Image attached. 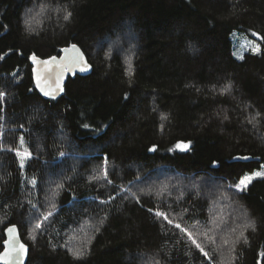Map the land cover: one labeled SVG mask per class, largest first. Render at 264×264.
<instances>
[{
    "label": "trees",
    "instance_id": "trees-1",
    "mask_svg": "<svg viewBox=\"0 0 264 264\" xmlns=\"http://www.w3.org/2000/svg\"><path fill=\"white\" fill-rule=\"evenodd\" d=\"M72 45L92 73L43 97L31 56ZM263 165L264 0H0V253L264 264Z\"/></svg>",
    "mask_w": 264,
    "mask_h": 264
},
{
    "label": "water",
    "instance_id": "water-1",
    "mask_svg": "<svg viewBox=\"0 0 264 264\" xmlns=\"http://www.w3.org/2000/svg\"><path fill=\"white\" fill-rule=\"evenodd\" d=\"M31 60L36 87L47 99L61 97L70 77L86 76L93 71L92 63L78 45L65 47L60 55L50 58L33 54ZM242 159L252 161L260 158L248 156ZM5 235L4 249L0 253V264H27L30 246L23 241L19 227L17 225L8 226Z\"/></svg>",
    "mask_w": 264,
    "mask_h": 264
},
{
    "label": "rangeland",
    "instance_id": "rangeland-1",
    "mask_svg": "<svg viewBox=\"0 0 264 264\" xmlns=\"http://www.w3.org/2000/svg\"><path fill=\"white\" fill-rule=\"evenodd\" d=\"M232 40H233L234 54L239 59H242L245 56V54L249 51H256L260 45L259 41L252 39L249 35H247L246 33L240 30H235L233 32ZM179 147L183 148L182 145H179ZM255 173H264V165L261 168L255 169L254 171L248 173L245 176V177L247 176L254 177L251 180V182L247 183V186L245 188H247L252 183V181H254V179L263 177V176H255ZM241 187L244 186L241 185Z\"/></svg>",
    "mask_w": 264,
    "mask_h": 264
},
{
    "label": "snow or ice",
    "instance_id": "snow-or-ice-1",
    "mask_svg": "<svg viewBox=\"0 0 264 264\" xmlns=\"http://www.w3.org/2000/svg\"><path fill=\"white\" fill-rule=\"evenodd\" d=\"M71 15V13H68V15L65 16V19H68L69 16ZM258 50V49H257ZM231 85H228L227 88H225L223 91H228L230 89ZM191 142H188V144H182V147L184 149H187L189 147ZM255 176H264V173H255ZM254 177L253 176H247L245 177L244 179H242L240 181V184L237 185L238 188H240L241 190H243V188H241V185H243L244 187L247 186V183L251 182V180L253 179ZM250 227H254V225H249ZM11 229H9L10 231ZM199 246V245H198ZM205 255H207V253H205Z\"/></svg>",
    "mask_w": 264,
    "mask_h": 264
}]
</instances>
